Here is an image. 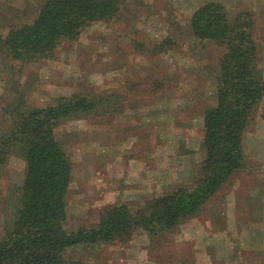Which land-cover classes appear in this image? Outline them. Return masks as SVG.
Wrapping results in <instances>:
<instances>
[{"label": "rangeland", "instance_id": "1", "mask_svg": "<svg viewBox=\"0 0 264 264\" xmlns=\"http://www.w3.org/2000/svg\"><path fill=\"white\" fill-rule=\"evenodd\" d=\"M120 1L114 18L62 41L50 58L19 62L0 40L1 129L9 123L4 108L15 85L30 106L55 104L87 89L124 95L122 110L65 120L57 129L74 163L70 230L96 224L118 202L136 208L194 185L205 156L204 111L216 101L225 47L195 37L190 23L209 0ZM222 1L232 14L254 12L264 70V0ZM41 2L0 0V34L32 21ZM244 147L247 165L199 216L156 238L139 227L126 243L76 245L67 251V264H264V100L246 129ZM25 175L26 159L16 151L0 180V237L17 210Z\"/></svg>", "mask_w": 264, "mask_h": 264}, {"label": "trees", "instance_id": "2", "mask_svg": "<svg viewBox=\"0 0 264 264\" xmlns=\"http://www.w3.org/2000/svg\"><path fill=\"white\" fill-rule=\"evenodd\" d=\"M120 7V0H44L32 21L0 34V40L14 60L37 62L54 56L62 41L77 39L91 24L111 20ZM190 24L198 39L225 47L216 101L204 111L205 156L195 184L136 208L118 202L103 211L96 224L68 229L74 163L57 129L65 120L122 110L124 95L87 89L61 96L55 104L30 106L26 92L15 85V95L4 108L9 123L0 128V180L16 151L26 159V175L17 210L0 237V264H67L70 248L126 243L139 227L150 239L165 235L199 216L206 203L247 165L244 135L264 100L254 12L242 9L232 14L224 1L209 0L193 13Z\"/></svg>", "mask_w": 264, "mask_h": 264}]
</instances>
